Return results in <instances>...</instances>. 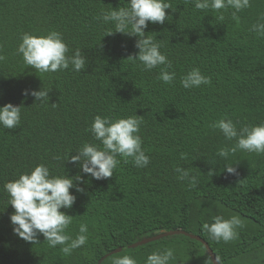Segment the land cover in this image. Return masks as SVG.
<instances>
[{"label": "trees", "instance_id": "1", "mask_svg": "<svg viewBox=\"0 0 264 264\" xmlns=\"http://www.w3.org/2000/svg\"><path fill=\"white\" fill-rule=\"evenodd\" d=\"M170 3L175 12L166 10L169 19L149 22L144 29L162 45L161 53L172 64L168 70L176 74L165 85L157 79L163 66L144 71L127 59L138 52L136 37L105 35L115 31L114 24L97 19L102 10L127 7V0H0V46L6 56L0 62V107L12 103L22 109L17 128H0V264H111L123 255L145 264L149 254L165 248L174 251L170 264H213L203 244L183 234L129 247L178 229L200 236L219 264H264V154L237 150L227 159L218 156V149L231 148L235 141L211 127L222 118L237 129L264 123V38L251 31L253 24L264 22V0H251L238 20L231 9L221 10L223 21L212 10L195 9L192 0ZM52 30L63 34L67 55L81 50L84 70L73 71L70 65L41 74L16 55L23 33ZM192 68L211 83L184 89L180 79ZM41 88L49 92L43 103L24 95ZM97 115L142 116L139 135L150 158L147 167L117 157L113 176L95 180L66 162L84 143L99 145L87 131ZM181 153L187 158L181 159ZM39 164L53 176L82 177L74 184L84 191L70 189L76 201L61 211L73 216L66 234L75 238L83 223L88 240L69 256L59 245L48 247L42 235L40 243L32 244L13 232L14 209L3 185ZM177 167L197 177L198 187L178 180ZM233 215L245 225L233 241L218 243L202 228L216 216Z\"/></svg>", "mask_w": 264, "mask_h": 264}, {"label": "clouds", "instance_id": "2", "mask_svg": "<svg viewBox=\"0 0 264 264\" xmlns=\"http://www.w3.org/2000/svg\"><path fill=\"white\" fill-rule=\"evenodd\" d=\"M195 9L200 11L212 10L218 13V19H225L221 10L231 9V17L238 20V13L250 7L251 0H192ZM171 9L170 0H127V7L102 10L97 19L104 23H113L115 31H108L105 35L113 33L126 34L136 37L135 47L138 52L127 57L133 64L142 67L144 71H151L160 66L157 79L165 85L171 84L176 74L169 71L172 67L171 61L162 54V47L155 38L146 36L144 29L148 23L163 24L171 16L166 10ZM264 21V15L260 17ZM251 31L255 32L258 38H264V22H257L252 25ZM20 43L16 49V55L21 56L25 66H31L41 74L54 73L68 69L80 72L86 65V57L77 49L74 55H67L69 48L64 42L63 34L52 30L46 35H34L23 33ZM6 60L0 46V62ZM211 83V78L201 73L199 68H192L181 79L180 84L184 89L198 88L201 85ZM48 91L29 90L24 91L25 97L31 95L38 103H43L49 97ZM55 106V104H53ZM21 106H14L7 103L0 107V128L15 129L21 123ZM142 116L133 115L127 118L113 119L107 116L97 115L94 117L90 127L87 129L95 143H84L75 155H68L66 162L77 164L84 174L90 175L95 180H104L114 174V169L120 163L117 157L123 158L125 163L129 162L138 168L147 167L150 158L142 148V138L139 135L142 124ZM222 133L227 141H235L231 148L222 147L218 149L217 155L227 159L230 153L237 150L264 154V123L259 125H245L237 129L231 119L222 118L211 125ZM181 159H186V154L181 153ZM229 174H236L232 166H225ZM178 173L177 179L187 181L190 188L198 187V180L190 176L189 172L181 167L175 169ZM210 175L214 172L210 170ZM75 181H81L82 177L77 175L76 179L67 176H53L50 169L44 164L35 166L30 172L22 173L13 181L3 185V191L8 194V205L14 209L10 215V222L13 232L25 242L32 244L40 243L39 236L44 237L48 247L56 248L65 256H69L76 249L87 243L88 227L80 224L79 234L75 238L66 234V230L73 222V216L66 214L61 209H70L76 201V196L70 192L75 188L77 192L84 189L77 187ZM214 222L204 223L203 230L209 237L216 241L228 243L238 238V229H242L244 221L233 215L228 219L223 216L213 218ZM172 248H165L163 251H154L149 254L145 264H170L174 260ZM218 260L219 258H215ZM111 264H137L134 257L123 255L116 257Z\"/></svg>", "mask_w": 264, "mask_h": 264}, {"label": "water", "instance_id": "3", "mask_svg": "<svg viewBox=\"0 0 264 264\" xmlns=\"http://www.w3.org/2000/svg\"><path fill=\"white\" fill-rule=\"evenodd\" d=\"M172 234H183V235L189 236L190 238L198 240L205 247L206 251L208 252V254H209L210 258H211L212 263L213 264H219L218 261L215 259L216 257L212 253V250L209 248L208 244L200 236L188 233V232H186V231H184L182 229L161 231L160 233H157V234H155V235H153L151 237L144 238V239H141L140 241L131 243L129 245V247H135V246H138V245H142V244H145L147 242H150V241H153V240H156V239H160L162 237L169 236V235H172ZM119 250H120V248H118V249H116V250H114L112 252H116V251H119ZM106 256L107 255H105L104 258ZM100 261L98 262V264L100 263Z\"/></svg>", "mask_w": 264, "mask_h": 264}, {"label": "rangeland", "instance_id": "4", "mask_svg": "<svg viewBox=\"0 0 264 264\" xmlns=\"http://www.w3.org/2000/svg\"><path fill=\"white\" fill-rule=\"evenodd\" d=\"M171 241H168V243H170Z\"/></svg>", "mask_w": 264, "mask_h": 264}]
</instances>
